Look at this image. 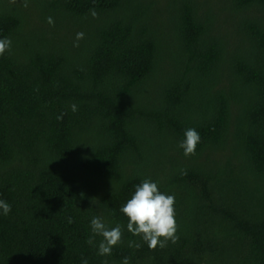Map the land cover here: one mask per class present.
Wrapping results in <instances>:
<instances>
[{"label": "trees", "instance_id": "trees-1", "mask_svg": "<svg viewBox=\"0 0 264 264\" xmlns=\"http://www.w3.org/2000/svg\"><path fill=\"white\" fill-rule=\"evenodd\" d=\"M3 38L0 264H264V0H0ZM144 179L175 195L155 250L120 211Z\"/></svg>", "mask_w": 264, "mask_h": 264}, {"label": "clouds", "instance_id": "clouds-1", "mask_svg": "<svg viewBox=\"0 0 264 264\" xmlns=\"http://www.w3.org/2000/svg\"><path fill=\"white\" fill-rule=\"evenodd\" d=\"M23 6H28V0H23ZM91 15L95 18L97 13L94 9H90ZM50 25H54L52 17L47 18ZM84 38L83 32L76 34V43ZM12 41L9 38L0 39V56H3L6 51L11 48ZM67 63V59H55L52 62L51 69H61ZM72 111H77V106H71ZM58 120L63 119V114L57 117ZM185 139L180 142L178 147L184 150L185 156H192L196 153L197 145L201 141V136L195 128H189L184 133ZM186 174V172L182 173ZM81 198L84 194L81 193ZM0 210L2 214L7 216L12 208L11 205L0 199ZM120 211L128 218L127 230L134 236H140L147 243L149 249L155 250L157 246L164 248L168 241L175 243L178 240L175 195L162 193L156 182L150 179H144L135 187V192L131 198L121 207ZM71 222V220L69 221ZM90 227L93 236L87 241L90 245L93 244L96 235L103 239L98 246V254L101 256L111 255L112 249L122 239V227L117 224L115 227L109 228L103 217L94 216L90 221ZM142 245L136 241H129V247L139 249ZM199 264H206L200 255H196ZM82 264H88L86 259L82 260ZM121 264H130V258L124 257Z\"/></svg>", "mask_w": 264, "mask_h": 264}, {"label": "rangeland", "instance_id": "rangeland-1", "mask_svg": "<svg viewBox=\"0 0 264 264\" xmlns=\"http://www.w3.org/2000/svg\"><path fill=\"white\" fill-rule=\"evenodd\" d=\"M66 65H67V63L63 66V68H65L66 67ZM55 75H57V72H55ZM67 78H70L71 80H72V78L71 77H67ZM253 189L251 188V191H252Z\"/></svg>", "mask_w": 264, "mask_h": 264}]
</instances>
